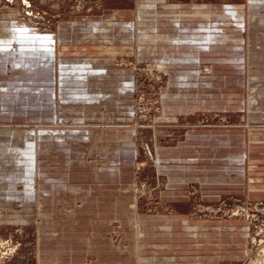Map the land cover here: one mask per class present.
<instances>
[{
	"label": "rangeland",
	"instance_id": "1",
	"mask_svg": "<svg viewBox=\"0 0 264 264\" xmlns=\"http://www.w3.org/2000/svg\"><path fill=\"white\" fill-rule=\"evenodd\" d=\"M249 14L248 0H0V264H264V56L250 71ZM156 15L166 28L208 23L206 54L159 59ZM59 59L112 78L91 85L127 74L131 115L115 120L113 106L96 103L85 114L106 112L101 120L73 122L78 109L56 101ZM182 69L191 76L175 94L205 89L208 100L222 94L221 107L164 114L169 75ZM204 129L220 132L176 152L191 159L175 163L176 183H187L171 198L156 160L166 165L168 147ZM125 139L131 155L106 168Z\"/></svg>",
	"mask_w": 264,
	"mask_h": 264
},
{
	"label": "crops",
	"instance_id": "2",
	"mask_svg": "<svg viewBox=\"0 0 264 264\" xmlns=\"http://www.w3.org/2000/svg\"><path fill=\"white\" fill-rule=\"evenodd\" d=\"M257 4L260 5L261 7L256 6ZM263 7H264V0H248V8H249L250 14H249V19H248L249 27H248V35H247V40H248L247 55L249 57V62H250L249 63L250 71H256L257 68L260 67V64L256 63L257 57L264 56V15L257 14L260 8H262L261 11L264 12ZM161 17L162 16L160 15H156V18H154V20L152 21V24H153L152 31H153V39H154L152 42V53L157 55L159 59L164 60L166 57H168V59H172L171 61H176L177 59L180 60L182 58L181 60L184 59L186 61L190 59L189 58L190 56H192L193 58L195 57L196 60H198L197 58H199L200 60L201 59L200 57L206 54L205 46L207 44V41H206V38L205 39L203 38L205 35L203 32L207 31V28H205V26L208 23H199L198 24L199 26L197 29H191V26H195V25L190 22L181 23L180 21H169L168 24L170 25V27L166 28V27H161V25L163 24V22L160 21ZM162 18H165V16H163ZM163 30L167 31L168 33H163L162 34L163 40H161L160 32ZM155 37H157V40ZM218 37L219 36H216L215 41L216 43L219 42V44L223 47L222 45L223 41L221 39L218 41ZM48 38L50 37H43V40H47ZM221 38H223V36ZM186 41H188L189 43H187ZM192 41H195V42L192 43ZM216 47L218 49L221 48L218 45ZM44 61L49 62V61H46V59ZM25 65H30V64H25ZM261 66H263V69H264V65H261ZM214 72L216 75L219 76L218 77L219 79L223 78L222 74L220 75L218 74L220 71L219 70L217 71L216 68ZM114 73L117 75L116 72ZM172 73L173 75L172 74L169 75V78H168L170 82L169 86L171 89L169 88V93H167L166 98L164 100V104H165L164 114L169 115V116L170 115L173 116L176 114H185L192 108H195V107L199 108V107L206 106L210 100H211L210 102L214 101L213 104L218 105V106H215L217 109L218 107H221V104L224 103L223 99H217V97L222 96V94L219 95L218 93H211L212 98L208 100V98L206 97L209 95L205 91V89H202V90L196 89L194 90V92L193 91L190 92V90H185L183 88V90H181L180 93L175 94V92L177 91H175L174 88L181 85V83H186V85H188V82H189V81L187 82V80L183 82L181 81L177 82L178 79L187 78L191 76V71L182 69V70L173 71ZM174 75L177 78L176 80L174 79L175 78ZM118 76L119 77H117L114 82H109V84H113V85H110V87L108 85L104 86L103 83L99 84V82L98 84L96 83V84L91 85L89 84V81H91L90 77H93V81H94V78L96 79L97 78L98 79L108 78L109 80H112V78H109L111 77L110 74L108 76L106 69L103 67L92 66L88 63H74V62L65 63V61H62L61 59H59L56 65V76H55L56 81H57V84H56V99L57 100L56 101L58 102V107L61 106V110H63L66 107V105L71 104V106L73 107L72 109L73 111L74 109L75 111H77L78 109V112H75L77 116L73 118V122H77L78 124H82V123L84 124L85 120L83 119H87L88 122L93 121V123L101 120V118L103 117L104 114H106V112L96 113V111H92L94 115L92 114L90 117H88L90 114H85L91 110L90 109L91 107H89V105L96 104V103L98 104L109 103V105L113 106V108L115 109L113 110V113L112 112L111 113L117 115L115 116V120H118V119L121 120V117H118L119 115H123L124 117L126 115H131V112H130L131 107H129V104L124 102L125 100H123V97H124V94H126L127 92H130V90L132 89L133 82L127 74L123 73V71H120V74H118ZM172 76L174 77L173 79H172ZM192 77L198 78V76L196 75ZM249 78L254 79L255 77L249 76ZM49 80L51 81V78H49ZM89 85L90 87L88 88ZM51 86H53V83ZM9 88H10L9 86L4 87V89H6L7 91L9 90ZM239 102H240L239 95H237L235 96V98L233 97V100L228 102V105L234 108V107H237V106H234V104H238ZM6 109H9V108H6ZM83 113L85 116H83ZM89 113H91V111ZM55 118L57 121L59 120L58 122L64 121V118H62L60 115L58 116L57 114H55ZM44 119L47 120L48 118L43 117V120ZM82 128H78L74 130L72 129L73 130L72 132L76 133L79 131H83L86 134V132L84 131L85 129H82ZM95 128H98V126L96 125L92 126V129H95ZM98 130L97 131L100 133L109 132L108 131L109 129H103V130L98 129ZM113 132H115V134H118L117 136H119V133L121 132L120 134L124 135L122 137L128 138V136L125 137V135H127L128 132H125L122 129H116ZM218 132H220L219 129L198 130L192 133L194 134L193 136H195V139L197 140V142L191 143L190 141L191 137H190L187 139V141H183L177 144V146L167 148V151L172 152V153L166 156L168 157V159L165 160V162L167 163L166 165H160L162 160L160 159L156 160V162L159 164L161 168L168 170V174H169L168 177L170 180H169L168 190L164 192L166 195L170 196L171 198H175V196L179 194L177 192V185L179 186L182 183L183 184L187 183L185 181H179V184L176 183L175 172L172 170L176 167L175 163H180V161L182 160L181 157H177V158L175 157L177 156L176 152L177 151L185 152L186 150L194 149L195 147L198 148L199 145L201 146L200 144L201 142L200 140L198 141V139L203 140L204 139L203 137H207L208 135L215 136L218 134ZM228 132L230 133V131ZM86 137L87 136L84 135L85 139ZM126 140L127 139H125L124 142L119 143L118 145L120 147L114 150L117 158L114 157L113 159L110 160L113 166L106 167V168L111 169V170L112 169L116 170L118 169L117 165L125 162L122 160V157L124 158L126 157V155L128 156V154L131 153V143L126 142ZM109 142H110V139H107V140L104 139L103 143L107 145L109 144ZM99 143H102V142H99ZM158 150L159 152H161L163 149L161 148V146H159ZM189 159L191 158H188L186 160L188 161ZM186 160L183 159L182 161L185 162ZM170 163H173V164H170Z\"/></svg>",
	"mask_w": 264,
	"mask_h": 264
},
{
	"label": "snow or ice",
	"instance_id": "3",
	"mask_svg": "<svg viewBox=\"0 0 264 264\" xmlns=\"http://www.w3.org/2000/svg\"><path fill=\"white\" fill-rule=\"evenodd\" d=\"M23 31H25V32H26V31H27V29H24Z\"/></svg>",
	"mask_w": 264,
	"mask_h": 264
},
{
	"label": "bare ground",
	"instance_id": "4",
	"mask_svg": "<svg viewBox=\"0 0 264 264\" xmlns=\"http://www.w3.org/2000/svg\"><path fill=\"white\" fill-rule=\"evenodd\" d=\"M161 66V65H160Z\"/></svg>",
	"mask_w": 264,
	"mask_h": 264
}]
</instances>
